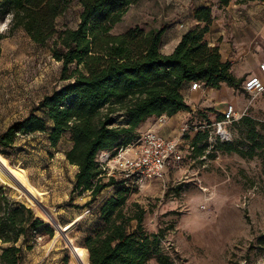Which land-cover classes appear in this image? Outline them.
Segmentation results:
<instances>
[{
  "label": "trees",
  "instance_id": "obj_1",
  "mask_svg": "<svg viewBox=\"0 0 264 264\" xmlns=\"http://www.w3.org/2000/svg\"><path fill=\"white\" fill-rule=\"evenodd\" d=\"M136 1L0 0V21L6 20L8 29L7 34L0 31V42L15 30H23L59 62L61 81L26 117L0 133L1 153L17 139L35 133L45 134L56 147L68 133L72 145L63 153L77 167L72 190L88 192L87 203H92L104 189L113 187L99 208L98 222L83 236L82 246L70 250L76 264H148L151 259L172 264L162 245L166 228L145 229V209L137 202L128 204L133 186H127L123 177L108 175L98 154L116 146L129 148L139 138V125L149 117L190 111L181 93L185 83L216 89L225 83L243 91V78L232 73L230 63L221 61L218 46L206 39L214 19L210 6L193 10L196 24L165 54L161 51L164 26L150 32L138 26L112 32ZM231 1L218 0V6ZM74 7L76 25L58 29V18ZM234 123L242 127L243 137L236 141L216 138L218 149L242 158L259 157L264 176V121L246 114ZM200 136H193V146ZM28 205L15 200L0 182V264H21L23 251L31 247L29 242L35 241L39 227L53 235L52 226L43 224L37 217L42 214L35 216ZM258 241L264 244V234Z\"/></svg>",
  "mask_w": 264,
  "mask_h": 264
},
{
  "label": "rangeland",
  "instance_id": "obj_2",
  "mask_svg": "<svg viewBox=\"0 0 264 264\" xmlns=\"http://www.w3.org/2000/svg\"><path fill=\"white\" fill-rule=\"evenodd\" d=\"M249 2L246 4H252ZM231 3L239 4L235 0ZM200 6H210L214 12L223 8L218 6V0H137L112 32L135 26L150 32L164 26L166 34L175 25L181 32L186 29L178 27L179 22L191 23L193 10ZM75 9L58 18V29L64 24L76 25ZM0 31L7 34L6 20L0 21ZM59 67L50 52L21 29L1 40L0 133L12 122L26 117L43 95L61 84ZM238 93L242 96L243 91ZM229 95L222 92L223 98ZM243 95L242 104L247 98L251 101L249 115L264 121V92L254 97ZM213 102L212 108H200L194 118H185L193 130L182 136L186 153L180 169L171 170L163 181L133 186L128 204L137 202L145 209L143 225L148 231L166 228L162 245L172 264H264V244L258 241L264 234L261 159L242 158L218 149L221 140L215 138L216 126L208 124L219 121L217 116L225 105ZM226 128L231 139L222 141L243 137L242 127L234 122ZM197 133L201 140L193 146L192 138ZM71 145L68 133L56 147L49 144L45 134L35 133L17 139L4 154L0 151V164L6 166L4 170L0 165L1 184L15 200L30 204L35 216L42 214L37 217L53 229L52 237L43 226L37 229L35 241H30L31 247L23 251L21 264H76L70 250L82 246L83 236L98 222L104 199L113 192V187L104 189L95 201L87 203L88 192L72 190L77 167L63 153ZM126 150L116 146L98 154L108 175L121 177L114 160L129 155ZM202 187L212 195L206 203ZM55 223L67 228L65 234L59 232ZM148 264L157 262L151 259Z\"/></svg>",
  "mask_w": 264,
  "mask_h": 264
},
{
  "label": "crops",
  "instance_id": "obj_3",
  "mask_svg": "<svg viewBox=\"0 0 264 264\" xmlns=\"http://www.w3.org/2000/svg\"><path fill=\"white\" fill-rule=\"evenodd\" d=\"M249 3L252 4L230 2L227 6L217 9L216 12L213 10L212 14L217 15V18L210 26L206 39L210 44L218 46L221 61L230 63L231 71L236 77L244 80L250 75H258L264 79L259 70V62L264 60V1H250ZM225 14H228V17ZM195 24L196 21L192 17L191 23L190 21L185 22V29ZM176 29L178 28L175 25L163 34L161 51L165 54L172 52L186 31L181 30L180 32ZM224 90L229 92L228 98L222 97ZM181 93L187 105L190 106V111L181 110L172 116L149 117L139 125L137 130L141 134L154 129L164 136H180L182 124L189 121L185 120L186 116L194 118L196 111L200 108H212L213 100L215 104L225 105L220 110L221 114L228 104H233L238 111L247 108V113L251 105V102L248 103V98L242 104L243 94L247 93L243 91L241 96L238 90L225 83L218 89L205 86L204 91L191 89L190 84L185 83Z\"/></svg>",
  "mask_w": 264,
  "mask_h": 264
},
{
  "label": "built area",
  "instance_id": "obj_4",
  "mask_svg": "<svg viewBox=\"0 0 264 264\" xmlns=\"http://www.w3.org/2000/svg\"><path fill=\"white\" fill-rule=\"evenodd\" d=\"M178 26L182 29L186 28L182 21ZM259 70L264 78V60L259 62ZM190 88L204 91L205 86L199 82H192ZM242 89L249 96H257L264 92V79L258 75H250L243 80ZM250 102L249 100L248 103ZM222 114L221 120L208 124V127L216 126L215 138L221 141L230 140V132L226 126L248 114L247 108L238 111L233 104H228ZM191 130H193L192 124L187 121L180 128V136H164L154 129L141 134L127 148L126 152H130L129 155H123L114 160L118 164L117 169L121 177L125 179L126 185L138 187L148 182L163 181L171 170L180 169L186 153L182 144V136ZM99 162L104 165L100 160ZM202 190L204 192L203 201L206 203L212 199V195L205 187H202Z\"/></svg>",
  "mask_w": 264,
  "mask_h": 264
},
{
  "label": "water",
  "instance_id": "obj_5",
  "mask_svg": "<svg viewBox=\"0 0 264 264\" xmlns=\"http://www.w3.org/2000/svg\"><path fill=\"white\" fill-rule=\"evenodd\" d=\"M1 165V164H0ZM2 166V168L4 169V170H6V166H4V165H1ZM22 188V187H21ZM24 189V188H23ZM78 220L77 219H75L74 220V223H76ZM55 225H56V227L58 228V230H59V232H61V233H64L65 234V231H67V228H65V226L63 227L61 224H59V223H55ZM69 244L70 245H72V243L71 242H69ZM90 264V263H89Z\"/></svg>",
  "mask_w": 264,
  "mask_h": 264
}]
</instances>
